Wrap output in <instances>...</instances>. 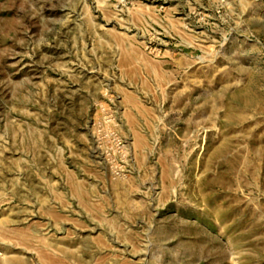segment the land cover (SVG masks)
<instances>
[{"label":"rangeland","instance_id":"rangeland-1","mask_svg":"<svg viewBox=\"0 0 264 264\" xmlns=\"http://www.w3.org/2000/svg\"><path fill=\"white\" fill-rule=\"evenodd\" d=\"M0 264H264V0H0Z\"/></svg>","mask_w":264,"mask_h":264}]
</instances>
